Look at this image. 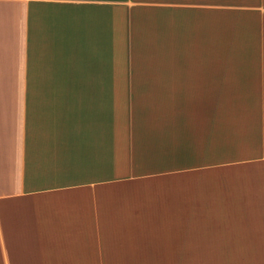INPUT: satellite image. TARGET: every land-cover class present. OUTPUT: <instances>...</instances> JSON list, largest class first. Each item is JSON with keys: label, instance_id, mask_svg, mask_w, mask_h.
<instances>
[{"label": "crops", "instance_id": "1", "mask_svg": "<svg viewBox=\"0 0 264 264\" xmlns=\"http://www.w3.org/2000/svg\"><path fill=\"white\" fill-rule=\"evenodd\" d=\"M0 264H264V0H0Z\"/></svg>", "mask_w": 264, "mask_h": 264}]
</instances>
